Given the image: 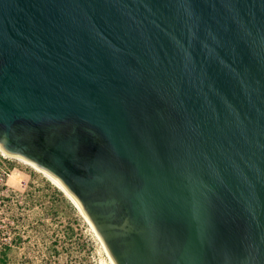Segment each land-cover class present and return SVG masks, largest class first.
Segmentation results:
<instances>
[{
    "label": "water",
    "instance_id": "95a60500",
    "mask_svg": "<svg viewBox=\"0 0 264 264\" xmlns=\"http://www.w3.org/2000/svg\"><path fill=\"white\" fill-rule=\"evenodd\" d=\"M0 148L113 264H264V0H0Z\"/></svg>",
    "mask_w": 264,
    "mask_h": 264
},
{
    "label": "rangeland",
    "instance_id": "374dc122",
    "mask_svg": "<svg viewBox=\"0 0 264 264\" xmlns=\"http://www.w3.org/2000/svg\"><path fill=\"white\" fill-rule=\"evenodd\" d=\"M67 202L47 176L0 151V264H112L96 231Z\"/></svg>",
    "mask_w": 264,
    "mask_h": 264
},
{
    "label": "bare ground",
    "instance_id": "6f19581e",
    "mask_svg": "<svg viewBox=\"0 0 264 264\" xmlns=\"http://www.w3.org/2000/svg\"><path fill=\"white\" fill-rule=\"evenodd\" d=\"M0 151L2 152V154L5 156V157H8V158H13V159H16L24 164H27L29 166H31L32 168L36 169L37 171L43 173L45 176H47L56 186H58L59 188H61L64 192L65 190L54 180L52 179L49 175H47L46 173H44L43 171H41L40 169H38L37 167H35L34 165H32L31 163H29L28 161H26L25 159H23L22 157H19V156H16V155H13V154H9V153H6L5 151H3L1 148H0ZM66 193V192H65ZM68 197V196H67ZM69 198V197H68ZM78 208V206H77ZM82 213V212H81ZM106 250V249H105ZM107 252V251H106ZM108 254V253H107ZM110 258V257H109ZM112 262V260H111ZM113 264V263H112Z\"/></svg>",
    "mask_w": 264,
    "mask_h": 264
},
{
    "label": "trees",
    "instance_id": "16d2710c",
    "mask_svg": "<svg viewBox=\"0 0 264 264\" xmlns=\"http://www.w3.org/2000/svg\"><path fill=\"white\" fill-rule=\"evenodd\" d=\"M61 195H62V193H61ZM65 201H66V200H65ZM67 207H68L69 209H71V210H74L72 204H70V203H68V202H67Z\"/></svg>",
    "mask_w": 264,
    "mask_h": 264
}]
</instances>
